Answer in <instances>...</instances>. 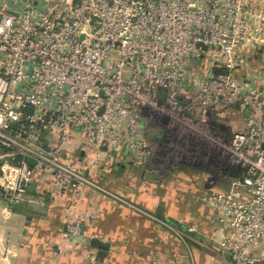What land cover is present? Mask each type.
I'll return each mask as SVG.
<instances>
[{
	"label": "built area",
	"instance_id": "1",
	"mask_svg": "<svg viewBox=\"0 0 264 264\" xmlns=\"http://www.w3.org/2000/svg\"><path fill=\"white\" fill-rule=\"evenodd\" d=\"M156 115L220 147L192 164L212 171L219 246L264 264V0H0V201L45 211L72 192L62 236L81 242V150L174 169Z\"/></svg>",
	"mask_w": 264,
	"mask_h": 264
},
{
	"label": "crops",
	"instance_id": "2",
	"mask_svg": "<svg viewBox=\"0 0 264 264\" xmlns=\"http://www.w3.org/2000/svg\"><path fill=\"white\" fill-rule=\"evenodd\" d=\"M151 129L153 142L164 140ZM85 148L75 211L83 240L62 236L72 192L50 196L45 211L0 201V264H233L219 246V217L203 201L216 187L198 181L211 170L181 163L151 172L123 148Z\"/></svg>",
	"mask_w": 264,
	"mask_h": 264
},
{
	"label": "rangeland",
	"instance_id": "3",
	"mask_svg": "<svg viewBox=\"0 0 264 264\" xmlns=\"http://www.w3.org/2000/svg\"><path fill=\"white\" fill-rule=\"evenodd\" d=\"M236 110L238 111V108H236ZM234 119L235 117L232 118V120ZM237 121L239 124V120ZM150 127H152L155 132H159L161 130L165 132L162 144L165 145V149L171 153V159L175 160V157H178V160H181L180 162L183 164H193L194 162H197L196 159H198L203 160L200 167L203 165L204 168H210L211 164L206 162L207 160L205 157H218L220 154V147L205 140L199 133H196L197 141H194L192 140L194 138H191L193 136L191 134L180 136L179 133H177V127H170V129L166 131V129L161 126L159 115L155 116V121L150 124ZM230 130L231 128H229L228 131L229 135L231 133ZM191 141H193V143ZM190 146L195 147L194 153L191 152ZM208 160H210L209 157Z\"/></svg>",
	"mask_w": 264,
	"mask_h": 264
}]
</instances>
